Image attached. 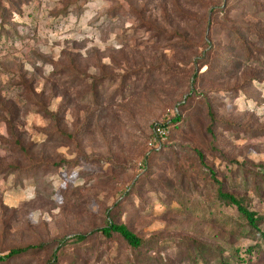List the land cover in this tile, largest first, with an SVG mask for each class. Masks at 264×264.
<instances>
[{
	"label": "rangeland",
	"instance_id": "rangeland-1",
	"mask_svg": "<svg viewBox=\"0 0 264 264\" xmlns=\"http://www.w3.org/2000/svg\"><path fill=\"white\" fill-rule=\"evenodd\" d=\"M3 3L0 254L42 249L0 264H264L210 173L264 230V0ZM110 221L143 244L96 231Z\"/></svg>",
	"mask_w": 264,
	"mask_h": 264
},
{
	"label": "trees",
	"instance_id": "trees-1",
	"mask_svg": "<svg viewBox=\"0 0 264 264\" xmlns=\"http://www.w3.org/2000/svg\"><path fill=\"white\" fill-rule=\"evenodd\" d=\"M6 8H7V6H6V4L3 3V0H0V9L1 10L3 9V11L6 12ZM211 13H212V8H211V10L210 9L207 10V12L205 14L206 26L209 25ZM1 22H2V19H1ZM1 24L3 26V23H1ZM205 57L200 55V56H198V59H200V60L195 59V61L198 62L197 63L198 67L206 65V67L209 69V67H211V63H210V61L208 62V60H205L206 59ZM194 82H196V77H194ZM1 106H2V108H4V105L2 102H1ZM43 110L46 111L47 113H49L50 115H52V117L56 116L55 113L48 110V108L43 107ZM8 113L11 114V112H8ZM211 116L215 120V118H216L215 112L211 111ZM179 118H180V114L176 115L174 120L179 119ZM12 119H14V115L11 114V117L6 120L9 126L12 125ZM170 123H171V121H170ZM170 132H171V128H170ZM155 152H159V151H155ZM149 154H147V155H149ZM200 156L203 157L201 154H200ZM9 168L14 169L15 167L9 166ZM210 173L213 175V180H216V182L219 183V185L217 187V189H218V191H217L218 200L221 202H224V204L233 205L238 212V220L243 221L245 223V226H249L251 230H252V228L257 229L258 231H260L259 233L261 234V236L264 237V230L261 228V225H260V222L263 219V217L261 215H257L255 210H253V209L250 210L249 207L247 206V204L244 202V198L242 196H240L239 194H236L234 192L226 191L225 188L223 187V180L217 178L216 175H214L212 170H210ZM96 231H99L102 235H105V236H111L113 233H117L121 236V238L128 245H130L133 248H139L144 242V239L141 236H138L136 233H134L130 228L127 227V225L118 224V223H115L113 221H110L108 224L97 228ZM86 238H87L86 234H77L75 236V241L81 242V241L86 240ZM60 242L65 243L66 242L65 238H62L60 240ZM40 249H42L41 244L34 243V242H31V243L24 245V246H14V247H11L7 253L0 254V261L6 262V261L11 260L13 258L21 257V256L29 253V251L40 250ZM57 252H58V250H57ZM58 255H60V252H59V254H56V252H53L52 256H51L52 258L48 261V264H58L60 261V258Z\"/></svg>",
	"mask_w": 264,
	"mask_h": 264
},
{
	"label": "built area",
	"instance_id": "built-area-1",
	"mask_svg": "<svg viewBox=\"0 0 264 264\" xmlns=\"http://www.w3.org/2000/svg\"><path fill=\"white\" fill-rule=\"evenodd\" d=\"M170 135V126L168 123H156L148 137L146 143L148 144L147 154L155 151H160L167 144Z\"/></svg>",
	"mask_w": 264,
	"mask_h": 264
}]
</instances>
